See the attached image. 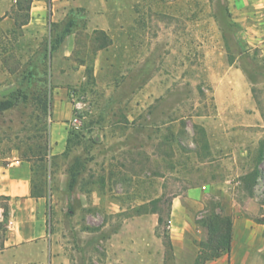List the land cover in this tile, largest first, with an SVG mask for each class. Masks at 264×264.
Listing matches in <instances>:
<instances>
[{
    "label": "rangeland",
    "instance_id": "rangeland-1",
    "mask_svg": "<svg viewBox=\"0 0 264 264\" xmlns=\"http://www.w3.org/2000/svg\"><path fill=\"white\" fill-rule=\"evenodd\" d=\"M15 2L0 166L31 162L43 210L7 250L0 197V264H214L227 224L264 223V0H32L23 27ZM56 103L72 132L49 157Z\"/></svg>",
    "mask_w": 264,
    "mask_h": 264
},
{
    "label": "crops",
    "instance_id": "crops-1",
    "mask_svg": "<svg viewBox=\"0 0 264 264\" xmlns=\"http://www.w3.org/2000/svg\"><path fill=\"white\" fill-rule=\"evenodd\" d=\"M61 103L54 105V122L50 126L49 157L62 155L68 141L70 113L61 111ZM32 164L30 161L14 160L6 166H0V197L7 198L11 207L10 222L14 230L6 235L4 248L11 250L25 236L33 235L35 227L30 221L43 210V198L31 196ZM201 190H193L190 196L201 197ZM198 196V197H197ZM175 202V201H174ZM173 202V204H175ZM41 236V232L39 233ZM26 239V238H25ZM24 239V240H25ZM209 263L214 264H264V224H256L241 219L232 230V242L228 252Z\"/></svg>",
    "mask_w": 264,
    "mask_h": 264
},
{
    "label": "trees",
    "instance_id": "trees-1",
    "mask_svg": "<svg viewBox=\"0 0 264 264\" xmlns=\"http://www.w3.org/2000/svg\"><path fill=\"white\" fill-rule=\"evenodd\" d=\"M31 3H32V0H16L14 8L16 7L18 12L25 13L23 21H17V25L19 27H23V26L28 24V14L30 11ZM60 41L61 40L59 39L58 43H60ZM15 101H16V98H14V97L12 99L0 100V113L13 108V106L15 105ZM71 132H69V133L71 134ZM70 134H68V135H70ZM68 139H69V137H68ZM45 156L46 155H36V158L39 161H43ZM69 186H70V188L73 187V183H70ZM31 196H32V198H36V199L43 197L42 194L41 195L35 194L33 192H31ZM158 223H161L160 217L158 219ZM222 240H221V233H218V235H216V242H217L216 244L217 245L215 246L216 252L213 254L214 258H218L224 252H228L230 250V247H231V225L230 224H227L226 236Z\"/></svg>",
    "mask_w": 264,
    "mask_h": 264
},
{
    "label": "built area",
    "instance_id": "built-area-1",
    "mask_svg": "<svg viewBox=\"0 0 264 264\" xmlns=\"http://www.w3.org/2000/svg\"><path fill=\"white\" fill-rule=\"evenodd\" d=\"M80 119H78L77 117H73L72 121H71V126L75 129H77L80 125Z\"/></svg>",
    "mask_w": 264,
    "mask_h": 264
}]
</instances>
